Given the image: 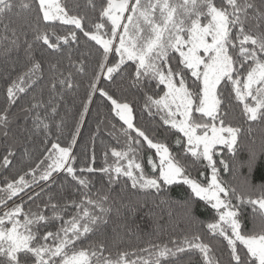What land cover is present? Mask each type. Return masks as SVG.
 <instances>
[{
  "label": "snow or ice",
  "instance_id": "snow-or-ice-1",
  "mask_svg": "<svg viewBox=\"0 0 264 264\" xmlns=\"http://www.w3.org/2000/svg\"><path fill=\"white\" fill-rule=\"evenodd\" d=\"M81 7L92 15L81 12ZM20 13L33 15L35 24L30 33L18 31L11 21L4 23ZM0 25L4 29L0 51L5 57L16 52L24 68L15 79L9 77L6 99L12 105L19 94L44 78L45 59L43 55L37 59V51L61 54L69 50V67L83 76L88 75L90 56L96 64L81 103L77 133L68 146L47 139L49 125L37 113L33 128L45 132L42 158L34 166L28 165L27 170L21 167L11 177L0 174V264H163L168 258L188 252H198L201 264H219L212 255V246L198 233L181 240L173 238L169 241L171 247L168 243H150L138 253L118 252L115 256L105 255L109 252L106 239L77 247L89 234L107 225L114 203L107 193L91 192L93 185L83 175L85 172L102 173L109 186L121 178L130 181L133 189L157 192L165 185H187L190 197L184 205L193 223L197 220L196 198L215 210L216 219L206 224V230L226 241L228 264H264V147L259 151L245 148L247 154L242 157L241 134L252 128L233 126L229 120L235 101L242 119L264 123V0H87L83 6L77 2L72 8L58 0H0ZM66 26L71 28L62 34ZM78 32L88 43L94 42L95 51L90 48L84 54L75 49L79 55L74 62L71 49L80 42ZM48 71L52 74L50 91L73 86L74 73L65 74L59 62L49 60ZM125 78H130L141 93L142 114L159 116L162 126L175 130L179 154L135 122L133 105L117 95L123 93ZM102 80L110 82L109 90L98 87ZM97 93L110 102L114 118L122 122L119 129L115 124L111 127L123 139V146L120 150H105L104 167L77 169L72 149ZM47 104L55 114L52 101ZM44 107L43 101H37L22 111ZM9 112L7 107L0 111V135L10 140L0 157V168L5 171L17 158L13 149L23 146V165L31 155L28 145L32 142L31 135L23 139L10 137ZM145 146L154 150V156L146 158L152 174H147L140 162ZM222 149L231 154L229 159L223 158ZM109 152L115 164L108 163ZM198 164H203L205 171L193 177L190 169ZM61 172L66 180L75 182L78 191L83 189L79 201L64 200L53 193ZM222 173L238 183L225 180ZM45 194L48 199L42 201V208L37 205L35 211L32 207L25 210L26 204H33ZM246 205L252 208V230L244 224ZM57 224L54 231L41 234V229Z\"/></svg>",
  "mask_w": 264,
  "mask_h": 264
},
{
  "label": "trees",
  "instance_id": "trees-1",
  "mask_svg": "<svg viewBox=\"0 0 264 264\" xmlns=\"http://www.w3.org/2000/svg\"><path fill=\"white\" fill-rule=\"evenodd\" d=\"M79 3L81 6L86 4L87 0H60L61 4H66L69 8H72L74 4ZM259 3V0H256ZM88 11V15L91 16L90 10L81 7V12ZM11 21L13 27L18 31H27L30 33L31 26L35 24V20L32 14L20 13L18 15H12L5 19L4 23ZM71 26L64 27L61 32H67ZM4 29L0 25V36H3ZM80 36L79 44H73L71 51L73 52V61L75 62V56L79 53L75 52V49L79 48L80 52L88 54V49L93 47L94 42L88 43L87 39L83 37L82 33H77ZM31 39V35H29ZM98 47V46H97ZM68 51L63 53H54L51 50L41 53L35 52L37 59L43 55L45 59L44 64V78L40 83L33 86L26 93L19 94V98L15 105L10 104L6 99V87L10 82L9 77L15 79L18 72L23 71V64L18 60V54L13 52L10 56L5 57L3 52L0 51V111L4 108H9V134L16 135L23 139L25 136H32V142L28 145L31 155L25 158V162L22 165L20 163V156L23 152V146L17 145L13 150L16 152V159L13 160V166L9 171H5L0 168V174L3 176L11 177L21 167L27 170V166H34L38 158L41 157V152L44 144L41 141L45 140V132L43 129L33 128V117L38 113L44 122L49 125L47 132L49 136L48 140L51 142H59L61 146H68L72 141L73 136L77 133V125L80 122L79 113L82 111L81 103L84 99L85 89L88 87V78L92 74V69L96 67L94 56L89 57L88 61V75L75 74V69L69 67V60L67 58ZM22 57V52L20 53ZM111 59V57H110ZM59 62L61 70L67 74V72L74 73V80L72 87L58 88L55 91H50V78L51 73L48 71V61ZM175 63V60H173ZM16 65L13 70V65ZM76 67H79L76 62ZM98 87H102L105 90H109L110 82L102 80ZM114 88V85H111ZM123 93H117L121 96V99H127L129 103L133 105L134 114L136 116V123L141 128L147 129L150 135L156 136L157 139L168 143L171 150L174 153H180V149L175 146V140L177 135L175 130H167L168 126H162L159 116L154 118L149 117L147 113L142 114L143 98L141 93L132 86L130 78H125L122 83ZM159 91V90H157ZM162 94V92H160ZM226 94V93H225ZM94 103L90 105L89 115L84 118L83 124L79 127V135L76 137V144L73 146L72 154L76 157L74 167L77 169L86 168L91 165L92 167L99 169L105 166L104 152L112 147H117L118 150L123 146V139L113 131L112 125H116V129L121 127L122 122L118 121V118H114V113L110 111V102L97 93L95 95ZM51 100L52 105L56 107V113L51 112V107L47 102ZM37 101H43L45 103L44 108H35L30 112L22 111V109L31 108V105ZM229 120L233 122V126H241L243 129H247L251 126L252 131H244L241 134L240 144L242 151L239 153L242 157L246 156L245 148H253L257 151L264 147V123L260 122H246L241 118L240 108L236 106L233 101L232 111L229 116ZM120 141L118 144L117 141ZM10 140H6L0 135V157L4 153V148L9 145ZM94 145L95 161L92 162ZM48 147L51 143H48ZM223 158L229 159L230 153H227L226 149H222ZM149 155L154 156V150H147L143 152L142 162L145 166V172L152 174L151 166L147 165L146 158ZM109 164H115V158L111 156L109 152L108 157ZM261 163L264 164V156L261 157ZM191 175L197 177L200 171H205L203 164H198L194 168L190 169ZM245 173L247 169L243 170ZM210 169L205 173L208 175ZM80 174L79 172L77 173ZM88 180L92 182L91 192L93 194L98 191L101 194L107 193L110 195L114 203L111 204L112 211L108 214V223L99 232L95 234H89L88 238L83 241L82 244H78L77 247L87 246L89 243L106 239L108 242L109 252L105 255L112 254L115 256L118 252H139L140 249L147 248L149 244H165L169 243L173 238L181 240L183 236L189 237L198 233L201 235L204 242H208L212 248L215 259L219 264H228L229 255L226 247V241L220 237H213L207 230L206 224L213 222L216 219V213L214 209H211L210 205H206L203 201H198L195 205L196 222L193 223L188 215L187 208L184 202L190 197V189L187 185L174 184L162 186L160 192L155 189L141 190L139 188H131V182L126 178H121L118 183L111 186L107 183V177L102 173H88L83 174ZM225 180L231 181L236 185L237 181H232L231 177L227 173H222ZM30 179V177H28ZM61 184L64 185L61 188ZM2 186V185H0ZM40 191L39 188L36 189ZM83 189L77 190L75 182L71 181V178L65 179V174L61 172L56 178V187L53 188V193H57L62 196L64 200L74 199L79 201ZM27 198L25 197V200ZM48 195L45 194L41 199L36 200L33 204L25 205V210L28 207H32L33 211L36 210V206L43 207L42 201H47ZM19 203V201H16ZM57 202V201H53ZM60 202H63L60 201ZM235 203V201H234ZM11 207V204H9ZM135 208V211L129 209ZM45 214L50 215V211L45 210ZM244 224L247 230H252V208L251 206H244ZM68 217H65L67 219ZM57 225L50 226L47 229H41V234L44 231L55 230ZM146 256V254H144ZM135 259V256L131 257ZM202 257L198 252H188L179 255L175 258L166 259L163 264H201Z\"/></svg>",
  "mask_w": 264,
  "mask_h": 264
},
{
  "label": "rangeland",
  "instance_id": "rangeland-1",
  "mask_svg": "<svg viewBox=\"0 0 264 264\" xmlns=\"http://www.w3.org/2000/svg\"><path fill=\"white\" fill-rule=\"evenodd\" d=\"M58 2H60V0H58ZM121 163H124L123 161ZM210 173V172H209Z\"/></svg>",
  "mask_w": 264,
  "mask_h": 264
}]
</instances>
